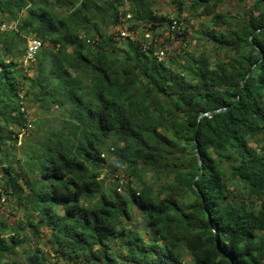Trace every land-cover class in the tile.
Returning a JSON list of instances; mask_svg holds the SVG:
<instances>
[{
    "label": "trees",
    "instance_id": "trees-1",
    "mask_svg": "<svg viewBox=\"0 0 264 264\" xmlns=\"http://www.w3.org/2000/svg\"><path fill=\"white\" fill-rule=\"evenodd\" d=\"M168 1L0 0V264H264L263 0H190L214 56L158 58Z\"/></svg>",
    "mask_w": 264,
    "mask_h": 264
},
{
    "label": "rangeland",
    "instance_id": "rangeland-1",
    "mask_svg": "<svg viewBox=\"0 0 264 264\" xmlns=\"http://www.w3.org/2000/svg\"><path fill=\"white\" fill-rule=\"evenodd\" d=\"M190 3H191L190 0H183L179 4V6H181V10H180L181 15L178 16L179 21L176 22L177 25H175L174 28L169 26L170 29L173 30V33L172 32L170 33L167 27H159V29L158 28L156 29L157 32L148 30V32L146 31L147 33L144 34L145 37L156 40L157 44L155 46L158 50L160 49L162 51H165L164 56L158 57V58H163L166 56H175L177 52H180V53L188 52V53L197 54L201 51V49H205L204 55H206L208 58H212L214 56L215 50H213L214 49L213 46L207 40L203 39V37H199L198 39V36H197V31L201 27H206L209 25L207 18L205 16H197L195 12L191 13L188 7ZM248 3H249V0H247L246 3H243L240 0H221L219 9L229 10L231 12H237V11L243 12V9H246V4ZM155 10H156V13L163 14V15H169L171 18H174L176 15H178L177 14L178 8H176V5L172 4L168 0H155ZM5 26L10 28L9 24L4 23L2 25L3 28ZM116 27L118 29L115 27H112L110 31L120 36H124L120 34L121 30L125 32V35L129 34L132 37H135L137 33L139 34L140 32H142L140 31V29H137L134 32L127 31L126 23L124 24L120 23V25ZM214 28H217V26L216 27L214 26ZM146 29H148V26L143 27V30H146ZM182 29L186 30V33L184 35L185 38H183V36H180L182 34ZM29 39L30 38H27V42L29 41ZM155 52L157 54V51ZM221 54H222V51L219 52L218 56H220ZM27 59L31 61L33 57L26 58V56H23V65L26 68H28ZM31 73L32 71L30 70L28 74H31ZM25 105L27 106L26 109L28 113V119L35 117L36 114L34 112L35 111L34 106L32 105L30 106L27 103H25ZM22 133L23 132L18 134L19 138L22 135ZM113 161H114V157L108 156L106 159V163L103 167L101 176L104 177V180L106 182H109L111 180L112 178L111 175L114 173V172H111L113 165H114ZM119 175H122V174L119 173ZM236 193L238 192L236 191ZM239 193H242V191H240ZM0 216H7L9 219L12 218L10 211H9V204L7 200L3 198L0 199ZM136 218L139 220L137 230L140 233H142L143 238H146L148 235L147 233L148 228L143 231L144 224L142 222L141 216L137 215Z\"/></svg>",
    "mask_w": 264,
    "mask_h": 264
},
{
    "label": "water",
    "instance_id": "water-1",
    "mask_svg": "<svg viewBox=\"0 0 264 264\" xmlns=\"http://www.w3.org/2000/svg\"><path fill=\"white\" fill-rule=\"evenodd\" d=\"M263 3H264V0H263ZM262 28H264V26H261V27H259V28H256L255 31H258V30H260V29H262ZM251 36H252V33L249 35V38H250V40H251V42H252V37H251ZM255 46H256V48L259 49V47H258L257 45H255ZM248 75H249V71H247V73H246V75H245V78H246ZM245 78L241 80V82H240V86L243 85V82H244ZM228 107H229V105H223V106H219V107H216V108H212V109H208V110L200 111V112L198 113V115H197V119H200L202 116H208V117H210V116H212L214 113H217V112H221V111L226 110ZM194 144H195V154H196V157L198 158V161L200 162V161H201V160H200V152H199V148H198L197 142L194 141ZM199 175H200V172L196 174V176L194 177V179L197 178ZM192 185H193V187H194L195 189H197L195 183H193Z\"/></svg>",
    "mask_w": 264,
    "mask_h": 264
},
{
    "label": "built area",
    "instance_id": "built-area-1",
    "mask_svg": "<svg viewBox=\"0 0 264 264\" xmlns=\"http://www.w3.org/2000/svg\"><path fill=\"white\" fill-rule=\"evenodd\" d=\"M171 27L172 28L175 27V22L174 21L172 22ZM120 34L125 36V32L123 30L120 31ZM40 45H41V41L38 38H35V37L30 38L29 41H28L27 52H26V55H25L26 58L33 57V55L35 54L36 50L39 48ZM164 54H165V51L157 49V56L158 57H162V56H164Z\"/></svg>",
    "mask_w": 264,
    "mask_h": 264
}]
</instances>
